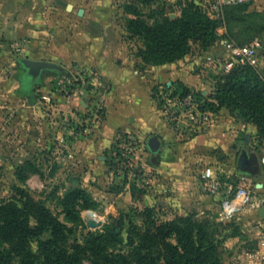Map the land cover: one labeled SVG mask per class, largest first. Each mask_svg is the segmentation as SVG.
Returning a JSON list of instances; mask_svg holds the SVG:
<instances>
[{"label": "rangeland", "instance_id": "1", "mask_svg": "<svg viewBox=\"0 0 264 264\" xmlns=\"http://www.w3.org/2000/svg\"><path fill=\"white\" fill-rule=\"evenodd\" d=\"M134 1L114 0L117 16L125 28L130 18L125 9ZM188 4L196 5L206 18L216 22L219 31V38L213 45L202 48L191 44L190 51L182 59L193 65L192 69L203 80L201 90L191 91L197 92L203 109L213 114V123L214 116L226 110L235 124L243 126L238 138L243 150L237 153L231 150L232 155H227L223 162L216 157L213 165L217 166V178L231 185L233 181L228 179V171H240L239 163L246 160L243 152L264 157V137L258 126L243 117L239 110L220 108L213 112L208 102H211L209 97L215 93L220 79L228 73L224 66L232 57L226 43L257 44L253 64L248 66L264 82V0L224 5L220 9L214 8L208 0H157L148 6L138 4L137 9L142 12L144 20L154 24L162 8L176 17ZM128 40L139 49L143 48L139 38H132L129 34ZM14 50L2 58L0 56V204L11 202L20 188L46 206L67 227L66 242L59 244L54 254L40 253L37 244H32L30 259L33 263L51 264L48 257L56 260L64 255L74 256L81 264H107L106 259L108 262L123 259L136 262L138 248L146 244L143 240L148 226L144 224L145 212L152 209L150 219L159 224L189 218L199 223L209 240L219 246L224 264H264V218L247 211L224 220L220 215L219 198L210 199L207 187L203 192L205 201L176 196L177 192L172 190L171 184L163 181L162 174L146 156L151 164L147 174L135 172L128 178L116 173L111 162L112 143L106 153L108 170L92 176L89 165L81 162L77 155L74 137L85 134L88 127L103 123L105 110L101 101L106 99L102 95L107 88L93 86V78L97 76L93 70L75 72L74 75L55 72L43 76L41 82L34 81L25 74L24 64L29 57L19 48ZM77 81H85L86 95H90L92 103L88 112L75 111L74 115H68L61 110L58 100L82 97H68L63 92ZM175 91L176 87L171 84L154 88L153 96L157 97L164 120H168L177 109L173 106L164 108L167 100L175 96ZM254 103L262 106L257 100ZM171 125L184 140L204 133L196 132L197 125L189 118ZM136 155L139 159L144 158L141 149ZM204 169V164L201 167L197 164L195 177H201ZM250 178L254 185L264 183V166L260 177ZM76 190L81 192H73ZM224 191L223 188L221 192ZM91 221L98 225L92 227ZM42 238L51 237L46 233Z\"/></svg>", "mask_w": 264, "mask_h": 264}, {"label": "crops", "instance_id": "2", "mask_svg": "<svg viewBox=\"0 0 264 264\" xmlns=\"http://www.w3.org/2000/svg\"><path fill=\"white\" fill-rule=\"evenodd\" d=\"M119 18L114 0H0V56L19 48L29 57L25 74L40 82L55 72L74 75L95 71L93 86L107 88L105 94L102 92L106 99L101 101L104 120L74 137L77 155L89 165L92 176L108 170L106 153L115 134L129 131L145 145L146 158L162 174L163 181L171 184L176 196L205 201L207 186L200 176L195 177L197 164H204V171H214L216 157L223 162L232 155L231 150L242 151L238 138L243 126L222 110L208 130L184 140L161 117L153 91L156 86L177 82L201 90V75L184 60L145 65L136 57L139 48L128 40L129 33ZM49 65L59 69L49 73ZM86 93L66 101L59 99L61 110L68 115L88 112L92 102ZM237 173L243 174L241 170Z\"/></svg>", "mask_w": 264, "mask_h": 264}, {"label": "trees", "instance_id": "3", "mask_svg": "<svg viewBox=\"0 0 264 264\" xmlns=\"http://www.w3.org/2000/svg\"><path fill=\"white\" fill-rule=\"evenodd\" d=\"M155 1L136 0L125 9L130 16L126 30L132 38L142 40L143 48L138 49L136 57L145 65L182 60L191 44L208 48L218 40L216 22L206 18L194 4H188L176 17L162 8L158 21L149 24L137 5L148 6ZM173 87H176L174 95L186 96L191 92L180 82ZM209 99L208 105L213 112L220 108L239 110L243 117L258 126L264 137V82L250 66H235L220 79ZM256 100L262 103L261 107L255 105ZM152 213V209L145 212L144 224L148 226L143 240L146 244L138 248L136 262L125 259L108 262L106 259L107 264H224L217 243L209 240L204 229L192 218L159 224L151 221ZM66 230L46 206L19 188L11 202L0 204V264H35L30 259L32 244H37L40 253L54 254L58 245L66 242ZM46 233L51 238L44 240L42 237ZM48 258L51 264H81L74 256Z\"/></svg>", "mask_w": 264, "mask_h": 264}, {"label": "built area", "instance_id": "4", "mask_svg": "<svg viewBox=\"0 0 264 264\" xmlns=\"http://www.w3.org/2000/svg\"><path fill=\"white\" fill-rule=\"evenodd\" d=\"M216 9L224 5L250 4L252 0H208ZM1 44V42H0ZM257 44L238 46L226 43V48L232 57L224 66V71L229 72L237 65H251L257 53ZM209 61L212 58H208ZM87 91L85 81H77L70 84L63 92L68 97H79ZM196 91H191L186 96L179 94L170 97L164 108L177 107V109L166 120L168 123L178 125L183 119L189 118L190 122L197 125L196 132L205 131L213 123V114L204 110ZM167 106V107H166ZM168 111V110H167ZM113 155L111 157L114 172L123 174L130 178L135 172L147 174L151 164L146 160V147L137 143L136 137L129 131H119L115 134L113 141ZM142 151L144 158L139 159L137 150ZM261 169L264 166V157H260ZM228 179L233 184L220 181L215 175V170L207 169L201 174V179L206 183L211 196L219 198L220 215L224 220H230L244 212H253L258 217L259 211L264 209V183L253 184V180L247 175L239 174L236 170L228 171ZM225 189L222 193L221 190ZM227 188V189H226Z\"/></svg>", "mask_w": 264, "mask_h": 264}, {"label": "water", "instance_id": "5", "mask_svg": "<svg viewBox=\"0 0 264 264\" xmlns=\"http://www.w3.org/2000/svg\"><path fill=\"white\" fill-rule=\"evenodd\" d=\"M63 5H65L68 9H72L71 5H67L65 3ZM82 13H83V10H81L80 14L82 15ZM48 68L49 69L46 71L49 73L52 72V70H58L59 69V67L57 65H49ZM30 71L33 72L35 70L30 69ZM46 71H44V72H46ZM242 155L246 156L245 162L239 163V169L242 171V173L244 175H247L250 177H256V178L261 176L262 175V169H261L259 157L254 153H246V152H243ZM259 215H260V217L264 218V209H261L259 211ZM90 225L92 227H95L98 224L94 221H91Z\"/></svg>", "mask_w": 264, "mask_h": 264}, {"label": "bare ground", "instance_id": "6", "mask_svg": "<svg viewBox=\"0 0 264 264\" xmlns=\"http://www.w3.org/2000/svg\"><path fill=\"white\" fill-rule=\"evenodd\" d=\"M90 219H91V217H90ZM95 222V221H94Z\"/></svg>", "mask_w": 264, "mask_h": 264}]
</instances>
